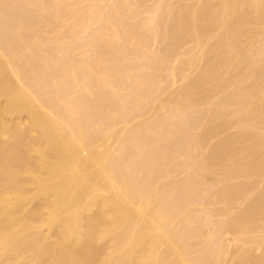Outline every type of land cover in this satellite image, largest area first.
<instances>
[{"label":"bare ground","instance_id":"obj_1","mask_svg":"<svg viewBox=\"0 0 264 264\" xmlns=\"http://www.w3.org/2000/svg\"><path fill=\"white\" fill-rule=\"evenodd\" d=\"M0 264H264V0H0Z\"/></svg>","mask_w":264,"mask_h":264}]
</instances>
